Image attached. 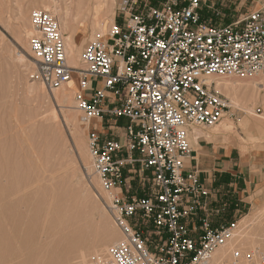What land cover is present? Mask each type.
<instances>
[{
	"label": "built area",
	"instance_id": "2783aa9c",
	"mask_svg": "<svg viewBox=\"0 0 264 264\" xmlns=\"http://www.w3.org/2000/svg\"><path fill=\"white\" fill-rule=\"evenodd\" d=\"M202 1L119 0L106 38L87 40L80 53L74 100L92 172L120 232L107 249L113 264H264L256 248L238 246L214 259L239 220L215 224L220 211L209 206L197 170L184 164L193 130L213 128L230 108L207 79L264 74V7L215 25L201 19ZM29 21L30 78L53 91L72 73L58 20L36 8ZM104 117L127 120L123 140L89 127Z\"/></svg>",
	"mask_w": 264,
	"mask_h": 264
},
{
	"label": "rangeland",
	"instance_id": "374dc122",
	"mask_svg": "<svg viewBox=\"0 0 264 264\" xmlns=\"http://www.w3.org/2000/svg\"><path fill=\"white\" fill-rule=\"evenodd\" d=\"M15 1L6 0L2 11L4 15L0 16V264H113L107 255L108 243L112 242H106V249L104 235L106 228H118L105 206V194L92 172V166L87 167L74 154L73 121L66 119L63 112L66 108L54 100L56 90L48 91L41 82L30 78L35 62L29 49L27 50L29 37L33 34L29 15L39 6L29 5L30 0ZM62 1L57 0L59 7L68 2ZM251 1H247L248 6ZM238 3V0H229L225 8L230 13L222 11L220 15H213L210 22L222 25L248 13L237 7ZM108 4L110 12L104 21V38L113 21H117L115 15L118 1L108 0ZM214 6L216 9L219 7L217 4ZM18 9L21 12H17ZM61 14L63 15L60 12L59 15ZM83 15L87 19L80 22L75 36L77 41L80 40V53L85 42L98 35L97 30L90 25L92 9H87ZM79 19L80 17L65 20L67 29L73 28ZM62 35L64 39V34ZM20 53L25 56V60H20ZM79 68H83L80 62ZM257 76L264 77L262 74ZM255 77L229 78L250 81ZM30 83L35 88L32 92L27 91ZM41 88L44 90L40 91ZM263 93L264 89L260 91L261 95ZM221 95L227 98L223 93ZM70 105L79 127L82 124L74 95ZM252 110L255 115L262 114V101L259 100ZM52 117H55L54 120ZM247 117L254 119V115L230 107L222 120L233 125L226 132H230L240 142L243 153L247 152L242 155L252 158L260 149L264 153V127L261 130L249 123L245 124ZM43 118L47 119L46 122ZM217 125L207 130L215 131ZM84 141L87 151L86 135ZM230 215L227 214L228 219ZM234 219L241 221L238 237L241 236V241L248 239L246 246L238 248L243 250L246 247L244 251L256 248L259 252L263 250L261 253L264 254V224L261 225L264 223V202L257 206L248 204L246 208L239 210ZM117 231L118 240L120 232ZM255 231L258 232V237L252 235ZM252 237L255 240H251Z\"/></svg>",
	"mask_w": 264,
	"mask_h": 264
},
{
	"label": "crops",
	"instance_id": "0c3cea01",
	"mask_svg": "<svg viewBox=\"0 0 264 264\" xmlns=\"http://www.w3.org/2000/svg\"><path fill=\"white\" fill-rule=\"evenodd\" d=\"M228 1L203 0L199 9L201 19L211 21L216 13L217 15L222 11L230 13L225 8ZM238 1L237 7L247 12L264 7V0H252L249 6L248 0ZM146 2L160 6L165 0H146ZM216 4L219 6L217 7L219 11L214 6ZM254 80L259 81L260 78L257 76ZM126 124L127 120L123 117L115 120L104 117L102 120L92 119L89 127L106 136L123 140V127ZM205 129L196 128L191 133L189 141L191 151L185 158L184 164L186 168L197 170L200 182L210 193L209 206L220 211L219 215L212 217L215 224L225 223L234 219L239 210L246 208L248 204L257 206L264 202V153L260 149L256 151L254 157H245L242 154L247 152L241 151L240 142L230 132L221 128L215 131ZM227 214H231L230 219Z\"/></svg>",
	"mask_w": 264,
	"mask_h": 264
},
{
	"label": "bare ground",
	"instance_id": "6f19581e",
	"mask_svg": "<svg viewBox=\"0 0 264 264\" xmlns=\"http://www.w3.org/2000/svg\"><path fill=\"white\" fill-rule=\"evenodd\" d=\"M15 1V0H14ZM68 1V2H66ZM113 1V0H112ZM18 2V1H15ZM64 2V0L62 1ZM66 4L63 6L59 7L57 4V0H30L29 1V5H38L39 8L41 9H46L49 10L53 13V15L57 18L58 22L60 23V30L62 31V33L64 34V44H65V52H66V61L67 64L70 68H72V73H71V78L70 80L65 83L64 85H62V87L53 90L54 94H53V98L54 100L62 107H64L65 111H63L65 113V117L67 120L69 121H73L74 124V128L72 130V137H73V145L75 148V152L74 154H76L77 158H80L84 164L87 165V167L91 165V158L90 155L88 153V150L86 151L84 144V136L86 135V127L81 125L78 127L77 125V121H76V116L73 113V111L71 110L72 106L70 105L72 102V95H74L75 92V88L77 90V79H78V73L77 70L79 68V56H80V52H79V41H77L75 39L76 31L78 29V26L80 24V22L85 21L87 19L86 16L83 15V12H85L87 9H92V15H91V19H90V25L91 28L97 30V33L99 36H102L103 32V27H104V21H105V17H107V15L110 12V6L108 4V0H65ZM5 3L6 0H0V16H3V9L5 8ZM18 6V5H17ZM16 6V7H17ZM21 7V6H20ZM19 8V7H18ZM19 10V9H18ZM61 10V11H60ZM74 11V12H72ZM17 12H21L20 10ZM63 13V15H59V13ZM28 13V12H27ZM2 14V15H1ZM24 14V13H23ZM80 19L78 20V22L76 23L75 26H73V28L67 29V23H65V20L70 19L72 20H76L77 18ZM3 18V17H2ZM27 18V17H26ZM28 19V18H27ZM25 19V20H27ZM112 20V18H111ZM31 25V24H30ZM107 27V24H106ZM30 30V27L28 28ZM28 29H26L28 31ZM106 29V28H105ZM25 30V32H26ZM103 32V33H102ZM27 35V34H26ZM82 39V38H81ZM29 49V47L27 48V50ZM29 51V50H28ZM19 54V53H18ZM18 57V56H17ZM20 60L23 59L25 60V56L23 54L20 53L19 55ZM24 62V61H23ZM33 64V63H32ZM264 75V74H262ZM223 77H227V78H223ZM231 76H211L207 79L208 82H212L214 83V88L220 92L223 93L228 99H229V106L230 107H234V108H239L241 109L243 112L248 113L249 115H254V119L251 120L248 117L244 120V123H249L250 126L253 125L254 127H256L257 129H261L262 127H264V112L262 114H254L253 113V106L260 100L262 101L263 104V108H264V93L261 95L260 91L264 89V77L262 76H258V78H260L259 81L256 80H250V81H239L236 79H232L229 78ZM29 84V83H28ZM69 85V87H67ZM43 87V86H42ZM34 85L30 83V85L28 86V90L29 92H32L34 90ZM44 90L43 88L40 89ZM27 92V93H29ZM42 93H44L42 91ZM47 94V93H46ZM45 95V94H44ZM43 95V97H44ZM44 99V98H43ZM46 99V98H45ZM47 102V101H46ZM63 109V110H64ZM55 112V111H54ZM54 114V113H53ZM51 115V113H50ZM54 116V115H52ZM47 116H45L46 118ZM250 117V116H249ZM55 117H52V119ZM42 119V118H41ZM40 119V120H41ZM44 119V118H43ZM49 120V115L48 118ZM46 119V120H47ZM51 119V118H50ZM46 120L44 119L43 121L46 122ZM54 120V119H53ZM94 120V119H93ZM38 121V120H37ZM48 122V121H47ZM44 124V123H43ZM46 124V123H45ZM48 124V123H47ZM46 124V125H47ZM57 124V123H56ZM35 125V124H34ZM49 125V124H48ZM55 127V124H54ZM217 130L219 128H221L224 131H227L228 129H232L233 125L226 121V120H222L218 125H217ZM58 129V128H57ZM56 129V130H57ZM194 131V130H193ZM207 132V131H206ZM196 133V132H195ZM201 133V132H200ZM198 135V134H197ZM193 136V135H192ZM191 136V137H192ZM209 136V135H208ZM214 136V135H213ZM212 136V137H213ZM66 141V140H65ZM67 142V141H66ZM257 142V141H256ZM71 151V150H70ZM68 154H72V152L70 153L68 151ZM73 156V154L71 155ZM74 157V156H73ZM70 158V157H69ZM76 158V159H77ZM74 163V161H71ZM75 164V163H74ZM73 164V165H74ZM75 166V165H74ZM85 167V166H84ZM91 168V167H90ZM79 171V170H77ZM91 171V170H90ZM75 174V173H74ZM96 209V208H95ZM99 210H101L99 208ZM98 211V210H97ZM104 211V210H103ZM105 213V211H104ZM104 216V214H101ZM100 215V216H101ZM257 218V217H256ZM102 220V218H101ZM107 220V218H106ZM105 222L107 224H109L107 220ZM244 220V219H243ZM258 220V219H257ZM247 221V220H246ZM99 222V221H98ZM104 222V220H103ZM241 222V221H240ZM239 222V224H241ZM258 222V221H257ZM111 223V222H110ZM261 223V222H260ZM100 224V223H99ZM102 224V223H101ZM105 224V223H104ZM105 224V225H107ZM264 223H261V225ZM112 225V224H111ZM258 225V223L256 224V226ZM260 225V224H259ZM260 225V227H261ZM104 226V225H103ZM110 226V225H109ZM246 226V225H245ZM249 226V225H248ZM263 226V225H262ZM108 227V225H107ZM116 227V226H115ZM251 227V226H249ZM101 228V227H100ZM105 228V227H104ZM247 228V226H246ZM253 228V227H252ZM256 228V227H255ZM115 229V228H113ZM111 228H106L105 230V239L104 243L106 244L105 247L107 249V243L106 242H116L117 239V233H118V229L113 230ZM243 229V228H242ZM249 229V228H248ZM251 230V229H250ZM256 230V229H254ZM261 230V229H260ZM258 230V231H260ZM117 231V233H116ZM240 231V229H238L237 232H235L234 236L229 239L225 245L219 247L215 252H214V259H217L221 256L227 255L228 250L231 249L234 246H238L240 248H243V246L246 244V241H248V239H246L245 241L242 240L241 241V236L240 238L238 237L237 233ZM243 231V230H241ZM263 231V230H262ZM250 232V231H249ZM257 231H255V234L252 235H257L256 234ZM258 233V232H257ZM260 233V232H259ZM104 234V233H102ZM240 235V233H238ZM246 234V232H245ZM262 234V232H261ZM250 235V234H249ZM248 235V236H249ZM120 236V233H119ZM254 236V237H255ZM260 236V235H259ZM245 237V236H244ZM252 237L251 240L254 238ZM258 237V235L256 236ZM255 237V238H256ZM264 238V237H263ZM255 240V239H253ZM253 242V241H252ZM257 242V241H255ZM261 242V241H259ZM258 242V243H259ZM250 243V242H249ZM247 243V244H249ZM109 245H111L110 243H108ZM252 244V243H251ZM246 246V245H245ZM248 246V245H247ZM254 246V245H253ZM252 246V247H253ZM256 246V244H255ZM254 246V247H255ZM261 246V245H260ZM262 247V246H261ZM246 248V247H245ZM244 248V249H245ZM249 248H251V245L249 244ZM258 248L259 245H258ZM243 249V251H244ZM247 249V248H246ZM253 249V248H252ZM261 249V248H260ZM264 249V247H263ZM242 250V249H241ZM251 250V249H249ZM259 251V249H258ZM263 251V250H262ZM261 251V252H262ZM111 262V261H110Z\"/></svg>",
	"mask_w": 264,
	"mask_h": 264
}]
</instances>
